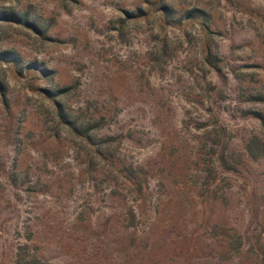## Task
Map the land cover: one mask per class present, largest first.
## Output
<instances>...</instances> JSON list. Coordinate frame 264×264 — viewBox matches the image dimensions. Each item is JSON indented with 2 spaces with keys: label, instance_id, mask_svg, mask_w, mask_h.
I'll use <instances>...</instances> for the list:
<instances>
[{
  "label": "rangeland",
  "instance_id": "rangeland-1",
  "mask_svg": "<svg viewBox=\"0 0 264 264\" xmlns=\"http://www.w3.org/2000/svg\"><path fill=\"white\" fill-rule=\"evenodd\" d=\"M254 114L264 0H0V264H264Z\"/></svg>",
  "mask_w": 264,
  "mask_h": 264
},
{
  "label": "trees",
  "instance_id": "trees-1",
  "mask_svg": "<svg viewBox=\"0 0 264 264\" xmlns=\"http://www.w3.org/2000/svg\"><path fill=\"white\" fill-rule=\"evenodd\" d=\"M254 115L259 120V123L261 124L262 128L264 129V116L260 115V114H254Z\"/></svg>",
  "mask_w": 264,
  "mask_h": 264
}]
</instances>
